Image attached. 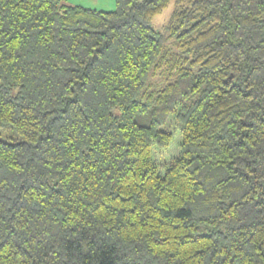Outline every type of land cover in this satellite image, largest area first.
Returning <instances> with one entry per match:
<instances>
[{
    "label": "trees",
    "instance_id": "trees-1",
    "mask_svg": "<svg viewBox=\"0 0 264 264\" xmlns=\"http://www.w3.org/2000/svg\"><path fill=\"white\" fill-rule=\"evenodd\" d=\"M0 264H264V0H0Z\"/></svg>",
    "mask_w": 264,
    "mask_h": 264
},
{
    "label": "rangeland",
    "instance_id": "rangeland-1",
    "mask_svg": "<svg viewBox=\"0 0 264 264\" xmlns=\"http://www.w3.org/2000/svg\"><path fill=\"white\" fill-rule=\"evenodd\" d=\"M63 3L71 5H82L99 10H111L116 8V0H62ZM173 10V4L169 5L162 13L154 17L152 26L161 30L164 24L169 20ZM179 136L175 134L174 143L168 150L156 153V159L160 163L169 162L177 154Z\"/></svg>",
    "mask_w": 264,
    "mask_h": 264
}]
</instances>
